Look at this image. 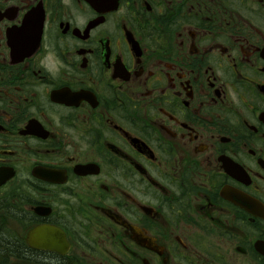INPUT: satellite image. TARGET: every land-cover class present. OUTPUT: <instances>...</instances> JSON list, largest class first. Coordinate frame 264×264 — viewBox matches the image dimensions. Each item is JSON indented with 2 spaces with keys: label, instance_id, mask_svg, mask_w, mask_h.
Listing matches in <instances>:
<instances>
[{
  "label": "flooded vegetation",
  "instance_id": "flooded-vegetation-1",
  "mask_svg": "<svg viewBox=\"0 0 264 264\" xmlns=\"http://www.w3.org/2000/svg\"><path fill=\"white\" fill-rule=\"evenodd\" d=\"M0 264H264V0H0Z\"/></svg>",
  "mask_w": 264,
  "mask_h": 264
}]
</instances>
